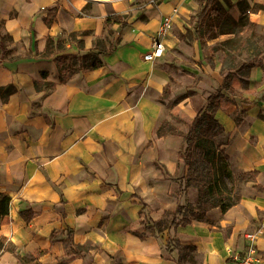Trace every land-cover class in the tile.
I'll use <instances>...</instances> for the list:
<instances>
[{
	"label": "crops",
	"instance_id": "1",
	"mask_svg": "<svg viewBox=\"0 0 264 264\" xmlns=\"http://www.w3.org/2000/svg\"><path fill=\"white\" fill-rule=\"evenodd\" d=\"M247 2L257 8L249 19L260 29L252 38L264 49V0ZM52 6L55 20L47 26ZM197 8V0H0V86L16 87L0 104V192L10 197L8 214L0 216V264H59L63 235L51 240V233L65 228L75 243L91 247V264H176L165 250L170 231L137 234L145 229V213L158 220L185 199L186 166L176 160L183 138L158 137L159 125L178 118L188 123L224 80V52H215L213 64L206 59L215 40L181 36ZM115 15L120 19L106 32L105 19ZM166 16L172 19L166 51L144 60ZM71 32L83 40L82 49ZM48 37L62 45L51 56ZM96 37L114 46L104 65L60 83L53 58L95 51ZM263 61L250 69L256 87L237 85L215 112L231 171L256 170L255 181L241 184L240 201L225 213L211 208L207 219L178 226L173 236L194 246L197 264H235L233 257L251 243L248 233L264 257ZM35 80L56 85L38 91ZM188 89L196 93L177 100ZM187 192L195 202V189Z\"/></svg>",
	"mask_w": 264,
	"mask_h": 264
},
{
	"label": "trees",
	"instance_id": "2",
	"mask_svg": "<svg viewBox=\"0 0 264 264\" xmlns=\"http://www.w3.org/2000/svg\"><path fill=\"white\" fill-rule=\"evenodd\" d=\"M198 8L196 14L191 17V28L181 34L182 38L187 41L197 40L201 43L216 40L209 46L210 53L206 57L210 64H213V58L216 51L221 50L225 54L226 60L233 56L247 55L248 59L238 68L226 70L224 67L223 83L210 92L205 97V103L202 108L198 109L196 114L189 120L186 131L182 132L171 126L168 121H163L156 134L158 137L167 134L180 135L183 142L177 151L176 160L186 166L184 175L180 178V187L183 191L190 187L196 190V200L192 204L177 203L173 211L165 210L158 220L151 219L147 213L145 217L147 223L142 233L137 235L145 238L150 235H156L164 230L171 233L167 238V245L174 241V247L178 248V258L176 264H183L184 248L190 253H195L194 246H182L178 240L172 237L178 226L190 224L193 220L207 219L206 213L209 209L218 207L221 212L225 213L231 207L236 205L241 197V184L248 181H255L256 170L242 173H233L229 166V156L222 148L223 143L218 137L223 133V127L215 116L216 110L221 105V100L228 98L233 88L240 85L246 88L248 80L242 75H248L250 69L254 67L261 59H264V49H262L252 38L256 31L257 24L249 19V12L257 8L250 6L247 0H238L235 4L231 0H197ZM236 5L238 15L234 16L229 9ZM90 3H86L83 9L89 8ZM56 6L48 8V14L44 18L47 26L55 20ZM120 16L107 17L105 24H111L119 20ZM77 32L69 33V39L76 42L79 48H83V40L77 38ZM82 35V33H81ZM224 36L223 39H219ZM0 36V48L1 40ZM61 41L47 38L45 54L51 56L55 49H61ZM93 46L97 50L88 51L82 54L62 53L56 55L53 59L56 63L59 82H65L69 77L79 71H89L104 65L103 56L114 50L113 44L105 47L103 39L96 37L93 39ZM231 62H233L231 60ZM41 79L47 77V72H41ZM35 89L51 90L56 83L46 80H35ZM165 86L163 93L166 91ZM16 90L13 84L0 86V104L8 101L11 94ZM196 93L195 89H188L185 94L177 100ZM236 122H240L237 117ZM151 141H149V144ZM260 188L259 186H255ZM10 197L0 192V216L8 214ZM25 219H29L24 211L20 212ZM72 229L65 228L58 231H52L51 240H54L58 234L63 237L60 241L63 245V258L58 260L59 264H66L75 258H84L86 264H91L89 258L91 247L77 244L73 241ZM3 243L0 240V249Z\"/></svg>",
	"mask_w": 264,
	"mask_h": 264
},
{
	"label": "built area",
	"instance_id": "3",
	"mask_svg": "<svg viewBox=\"0 0 264 264\" xmlns=\"http://www.w3.org/2000/svg\"><path fill=\"white\" fill-rule=\"evenodd\" d=\"M171 27V17H163L159 23L156 36L151 40L149 50L143 55L144 60L155 61L164 55L166 51L165 41L169 37ZM247 237L251 243L247 246L245 253L233 257L235 264H264L263 255L253 245L255 234L248 233Z\"/></svg>",
	"mask_w": 264,
	"mask_h": 264
},
{
	"label": "rangeland",
	"instance_id": "4",
	"mask_svg": "<svg viewBox=\"0 0 264 264\" xmlns=\"http://www.w3.org/2000/svg\"><path fill=\"white\" fill-rule=\"evenodd\" d=\"M259 7H261V9H264V5H262V4H259ZM84 10V9H83ZM230 10V12H232V13H234V14H236V12H237V9L234 7H232V8H230L229 9ZM112 17H114V16H112ZM191 19V18H190ZM105 30H106V32L108 31L109 32V25H107L106 27H105ZM258 31H260V29L259 28H257L256 29V32H258ZM110 35H111V33H110ZM223 39L224 38V36H221L219 39H217V40H220V39ZM115 41V40H114ZM215 42H216V40H215ZM248 59V57H247V55H245V54H243V55H241V56H233L232 58H229V59H227L226 60V63H225V68H226V70H231V69H235V68H238L244 61H246ZM231 60L233 61V62H231ZM263 65H264V61H263ZM243 73H242V75L243 76H245L246 77V79L248 80V83H249V85H248V88H252V87H256V84H254L253 82H251L250 81V78H251V71L249 72V74L248 75H245V70L244 71H242ZM150 95H153V93H150ZM178 118V117H177ZM175 122H174V124L172 125L174 128H177L178 130H181L185 125H187L188 123H186L185 121H183V120H181V119H175L174 120ZM179 121H181V122H179ZM184 125V126H183ZM182 131V130H181ZM182 132H184V131H182ZM157 164V166L159 167V168H161V166H160V164L159 163H156ZM161 171H163V170H161ZM192 188V187H191ZM181 191V193H183V189H181L180 190ZM185 191V194H184V196H185V199L183 200L184 201V204H192V203H194V198H193V195H192V193H188L187 192V189H185L184 190ZM196 191V190H195ZM182 200V199H181ZM174 235H172V237H173ZM165 250H166V252L168 253V254H170L171 255V253H172V256H173V259L175 260V262H176V259L178 258V248L177 247H174V241H173V239H172V241L171 242H169V244L167 245V242H166V246H165ZM181 252L183 253V264H197L198 262H199V259L195 256V254L194 253H190V252H188L186 249H182L181 250Z\"/></svg>",
	"mask_w": 264,
	"mask_h": 264
}]
</instances>
